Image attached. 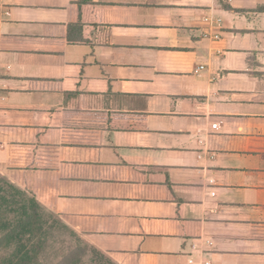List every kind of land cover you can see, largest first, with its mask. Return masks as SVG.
Masks as SVG:
<instances>
[{"label": "crops", "instance_id": "0c3cea01", "mask_svg": "<svg viewBox=\"0 0 264 264\" xmlns=\"http://www.w3.org/2000/svg\"><path fill=\"white\" fill-rule=\"evenodd\" d=\"M0 175L116 264H264V0H0Z\"/></svg>", "mask_w": 264, "mask_h": 264}, {"label": "trees", "instance_id": "16d2710c", "mask_svg": "<svg viewBox=\"0 0 264 264\" xmlns=\"http://www.w3.org/2000/svg\"><path fill=\"white\" fill-rule=\"evenodd\" d=\"M50 249L55 254L51 264H116L99 256L103 252L83 240L32 193L0 175V264H41ZM89 255L92 258L85 263Z\"/></svg>", "mask_w": 264, "mask_h": 264}, {"label": "rangeland", "instance_id": "374dc122", "mask_svg": "<svg viewBox=\"0 0 264 264\" xmlns=\"http://www.w3.org/2000/svg\"><path fill=\"white\" fill-rule=\"evenodd\" d=\"M68 237H66L67 239ZM68 241V239H67ZM103 256L104 258L110 259L112 261V259L107 255V254H103L101 253L99 256ZM47 259L43 260L41 264H51L52 261H55L53 258L55 257V254L51 251V249L48 251V256H46ZM90 258H92V255H89L87 258H85V263L90 262ZM95 260L97 257H93Z\"/></svg>", "mask_w": 264, "mask_h": 264}, {"label": "built area", "instance_id": "2783aa9c", "mask_svg": "<svg viewBox=\"0 0 264 264\" xmlns=\"http://www.w3.org/2000/svg\"><path fill=\"white\" fill-rule=\"evenodd\" d=\"M206 21H207V19H206ZM212 128L215 129L216 128V124L212 125ZM206 264H208V263H206Z\"/></svg>", "mask_w": 264, "mask_h": 264}]
</instances>
